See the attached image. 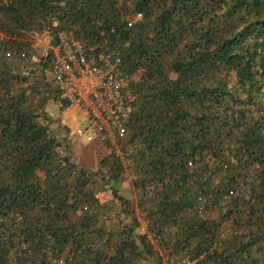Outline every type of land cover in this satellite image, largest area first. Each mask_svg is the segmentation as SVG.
Here are the masks:
<instances>
[{
	"label": "trees",
	"instance_id": "trees-1",
	"mask_svg": "<svg viewBox=\"0 0 264 264\" xmlns=\"http://www.w3.org/2000/svg\"><path fill=\"white\" fill-rule=\"evenodd\" d=\"M43 29L115 50L131 79L121 154L97 168L52 129L51 61L23 75ZM162 256L264 264V0H0V264Z\"/></svg>",
	"mask_w": 264,
	"mask_h": 264
},
{
	"label": "built area",
	"instance_id": "built-area-1",
	"mask_svg": "<svg viewBox=\"0 0 264 264\" xmlns=\"http://www.w3.org/2000/svg\"><path fill=\"white\" fill-rule=\"evenodd\" d=\"M29 35L30 68H25L23 75L30 77L35 67L50 60L53 85L60 91L61 103L68 104L64 110L79 111L88 120L89 127L78 134H86L88 142L123 140L128 133L126 124L136 111L137 96L118 53L87 47L65 31L54 34L43 29ZM7 56L12 58L11 53ZM47 111L53 116L50 109ZM140 233H147L145 223L141 224ZM149 237L157 246L156 239L151 234ZM195 263L184 260L179 264Z\"/></svg>",
	"mask_w": 264,
	"mask_h": 264
},
{
	"label": "rangeland",
	"instance_id": "rangeland-1",
	"mask_svg": "<svg viewBox=\"0 0 264 264\" xmlns=\"http://www.w3.org/2000/svg\"><path fill=\"white\" fill-rule=\"evenodd\" d=\"M138 80V78H136ZM50 112L54 121L52 129L58 133L61 138L67 140L70 146L74 161L80 163L88 169L97 168L99 161L102 158L110 155L113 151L121 154L120 143L118 141L109 142L104 141H94L88 142L87 135H80L78 131H85L89 127L87 118L82 115L79 111L71 110L65 111L61 103L50 104ZM133 180L132 175L128 174L127 180L121 186V194L128 197L131 200H138V193L135 194L131 186V181ZM102 203L109 201L112 196L110 193H104L100 195ZM141 220V219H140ZM141 220V224H143ZM162 260V263L168 264L166 262V257ZM165 260V261H164Z\"/></svg>",
	"mask_w": 264,
	"mask_h": 264
}]
</instances>
